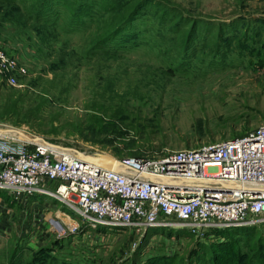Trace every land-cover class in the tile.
Here are the masks:
<instances>
[{
  "label": "rangeland",
  "instance_id": "rangeland-1",
  "mask_svg": "<svg viewBox=\"0 0 264 264\" xmlns=\"http://www.w3.org/2000/svg\"><path fill=\"white\" fill-rule=\"evenodd\" d=\"M0 50L23 66L14 84L0 76L6 134L159 157L264 122V0H0ZM96 120L117 131H87ZM34 199L50 207L32 216L29 205L25 236L22 210L10 206L0 264H264V220L207 238L98 231L60 202Z\"/></svg>",
  "mask_w": 264,
  "mask_h": 264
},
{
  "label": "built area",
  "instance_id": "built-area-1",
  "mask_svg": "<svg viewBox=\"0 0 264 264\" xmlns=\"http://www.w3.org/2000/svg\"><path fill=\"white\" fill-rule=\"evenodd\" d=\"M14 73L23 66L0 50V76L14 84ZM38 138L0 135V191L8 197L0 195L2 238L11 235L13 205L22 210L18 236L28 234L29 205L32 216L50 207L28 200L38 196L60 202L98 231L157 227L207 238L214 229L264 220V122L241 136L159 157L111 155L115 170L91 161L99 152ZM47 222L51 229L57 219Z\"/></svg>",
  "mask_w": 264,
  "mask_h": 264
},
{
  "label": "trees",
  "instance_id": "trees-1",
  "mask_svg": "<svg viewBox=\"0 0 264 264\" xmlns=\"http://www.w3.org/2000/svg\"><path fill=\"white\" fill-rule=\"evenodd\" d=\"M15 102V101H14ZM99 119V118H98ZM98 120H96L97 122ZM87 131H91V132H104V133H114L117 131V127L112 126V125H102L101 124V120H99L96 124H94L93 126H89L85 128ZM248 132V131H247ZM116 134V133H115ZM241 228V229H249L252 226L251 225H241V226H229V227H224V228H219V229H214L211 234L213 233H217V232H222L224 234L228 233L229 230L234 229V228ZM152 229V228H156L160 231H164L165 232H179L180 230H172V229H164V228H157V227H148L147 229ZM154 234V233H153Z\"/></svg>",
  "mask_w": 264,
  "mask_h": 264
},
{
  "label": "water",
  "instance_id": "water-1",
  "mask_svg": "<svg viewBox=\"0 0 264 264\" xmlns=\"http://www.w3.org/2000/svg\"><path fill=\"white\" fill-rule=\"evenodd\" d=\"M91 161L106 169L115 170L117 167L116 159L108 153L99 152L91 158Z\"/></svg>",
  "mask_w": 264,
  "mask_h": 264
},
{
  "label": "bare ground",
  "instance_id": "bare-ground-1",
  "mask_svg": "<svg viewBox=\"0 0 264 264\" xmlns=\"http://www.w3.org/2000/svg\"><path fill=\"white\" fill-rule=\"evenodd\" d=\"M0 129H4V128H0ZM6 129H12V128H6ZM8 134H11V135H9V136H12V135H14V136H17V137H19V138H24V139H28V140H31V139H33V140H35V141H38L39 139L37 138V137H31V136H29V135H27V134H25V133H23V132H21V131H18L17 129L16 130H11V133H8ZM8 134H6L5 132H3V130H0V135H6V136H8ZM61 213H63V212H61ZM65 214V213H64ZM67 215V214H66ZM68 216V215H67ZM69 217V216H68ZM71 219V218H70ZM61 220V219H60ZM72 221H74V220H71V222ZM53 224H54V226H56L58 229H59V225H58V223H55V222H53Z\"/></svg>",
  "mask_w": 264,
  "mask_h": 264
}]
</instances>
